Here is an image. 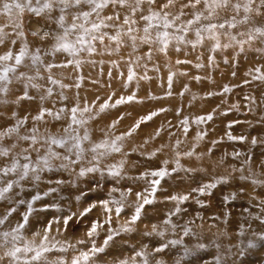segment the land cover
<instances>
[{"label": "rangeland", "instance_id": "rangeland-1", "mask_svg": "<svg viewBox=\"0 0 264 264\" xmlns=\"http://www.w3.org/2000/svg\"><path fill=\"white\" fill-rule=\"evenodd\" d=\"M130 1L136 9L140 7L143 13L148 14L150 9H159L158 6L167 3V0H155L154 3L143 0L137 5V0ZM3 2L5 0H0V28L8 35L0 43V56L9 51L15 56L25 46L27 55L20 66L14 59L0 61V74L6 67L16 69L8 73L7 91L0 92V132L10 127L17 128L11 135H17L21 128L28 129L31 136L36 131H68L72 132L70 138L76 136L79 146L87 147L83 150L85 166L79 175L84 177L82 180L90 179L91 183L83 186L78 181H70V186L80 188L82 196L77 197L78 204L71 209L47 200L41 203L42 207L35 208V211H45L44 227L48 228L59 220L57 226L63 231L75 234L80 228H85L88 235L93 224L98 227L105 219L98 217L99 220L91 224L85 220L86 215L97 211L103 217L107 213V217L113 218L117 213L112 214L116 206H123L127 211L123 216L131 223L137 206L143 205L140 218L129 226L131 235L140 228H146L147 232L154 234L158 231L173 237L170 239L173 240L175 237L184 238L186 233L177 234L192 226H203L209 231L223 229L220 244L226 246L227 243L226 251L220 249V244L217 246V243L201 239L203 230L200 228L196 249L192 250L190 257L195 255L200 263L199 256H202L201 261L205 257L201 251L206 250L222 258L218 260L210 255L207 259L224 264H264V239H261L264 236V79H254L264 76V45H256V41H249L247 36L251 33L254 38L258 37L254 31L257 26L247 21L229 28L227 22L231 21L234 13L231 11L227 18H220L221 13L228 10H221L205 19L208 12H202L206 10L201 2L196 7L199 14L202 13V21L194 31L186 32L184 20L194 12H188L184 7L188 0H175L171 5L178 4L175 12L167 11L171 6L161 8L167 13L170 24L167 28L163 27L164 19L157 24L140 25L142 16L133 10L117 20L111 19L112 28L118 24L125 25L126 35L131 37L136 31L137 39L144 44L140 48L138 41L134 40L128 49L120 50L116 45L120 39L117 30L112 31L113 36L108 40L106 36L109 33L104 30L98 32L91 44L99 45L89 47L80 42L79 38L84 39L85 36L79 30L65 35V27L57 23L60 10L42 13L49 17L48 20L27 8L23 13L13 9L7 15L3 14ZM115 4L109 0L107 6L96 12H92L89 5L81 4L66 10L64 21L77 24L82 20L83 26L89 29L92 23L104 22L101 15ZM82 12H91V15L74 21V16ZM54 15L58 17L56 23L50 19ZM126 19L128 23H125ZM220 23H225V28H217L214 32L204 30L209 24ZM262 25L264 27V22ZM226 33L236 36V40H231ZM240 33L246 35L241 36ZM58 37L64 38L62 43H66L69 50H56ZM13 40L15 44L11 43ZM237 41L246 42L241 45ZM217 43L221 46L216 47ZM72 45L77 48L72 49ZM71 50H81V54L76 57ZM98 51L110 54L87 65V56ZM33 56H39L35 65L32 64ZM20 73L25 75L20 76ZM53 80L56 83H52ZM128 96L135 99L116 104L121 97ZM105 102L109 107L101 111ZM73 108L77 109L75 114L71 111ZM152 113L156 115L127 135L134 125ZM114 122L118 125L115 129ZM85 135L87 139H83ZM116 136L122 137L115 143L119 151L113 150L114 139L111 137ZM4 137L7 141L13 140L9 136ZM17 141L18 138L13 140V144ZM31 141L24 145L28 146ZM182 141H192L188 143L189 150L177 147ZM154 144L169 146L163 147L165 150L160 153L159 167L152 166L157 159ZM100 150H106L112 166L106 159H94L93 152ZM14 159L17 160L16 156ZM136 162L140 173L133 170ZM86 163L95 169L89 170ZM47 164L55 166L51 161ZM27 165L32 164L29 162ZM109 167L116 168L119 175L121 173L125 183L120 189L128 191H120L125 198L116 206L113 199H107L110 188L115 185L119 188ZM3 168L5 166L0 167ZM209 168L219 169L220 173L212 174ZM159 171L166 172V175H152ZM9 173L17 175L16 185L27 186L28 177L20 179L17 172ZM0 176L4 177L3 171ZM50 178L51 183L59 181L54 176ZM153 181L159 183L154 184ZM45 182L38 183L44 191L47 190L43 185ZM50 190L53 192V188L49 187ZM99 190L101 192L97 195L95 192ZM30 192L24 196L28 198ZM172 196L188 198L173 200ZM128 199L130 201L126 202ZM145 199L151 203L144 204ZM94 203L103 205V211L96 210ZM239 231L252 234L254 241L242 239ZM111 232L117 231L113 227ZM118 235L121 236L116 233V240ZM97 239L104 241L99 236ZM250 244L255 246L249 247ZM184 250L183 246L179 249L180 252ZM173 256L177 259L178 251ZM187 260L189 262L187 258L182 264ZM212 261L207 263L214 264Z\"/></svg>", "mask_w": 264, "mask_h": 264}, {"label": "bare ground", "instance_id": "bare-ground-1", "mask_svg": "<svg viewBox=\"0 0 264 264\" xmlns=\"http://www.w3.org/2000/svg\"><path fill=\"white\" fill-rule=\"evenodd\" d=\"M109 1V0H108ZM23 2V0H21ZM97 2H102V0H97ZM234 2H245V0H234ZM44 3V0H40V3L37 4V0H32V7L41 6ZM259 0H257V4ZM178 4L171 6L167 9V11H173ZM159 9H150L149 14L143 13V11L138 7L136 9V5H132L130 0H126L124 5L116 3L115 5L109 8V11H106L101 16L104 18V23L108 25V27H101L99 31H90L84 32L83 29L77 28L82 34H84V39L79 38L82 40L83 43L88 44L87 46L92 47L93 45L99 44H91L93 41V37L100 31H105L109 33L106 38L107 40L111 38L112 31L117 30L119 35V42L116 44L119 46V49H128V45L132 43V41H138L139 47L142 48L144 44L137 39L138 32H134L132 36L126 35L125 25L118 24L115 28H112L111 19L108 17H112L113 20H117L120 17H124L127 13L133 10L136 15H141L142 17H149L153 16L151 21L145 20L143 18L142 21L139 23L140 25L146 24H157L164 19V14L166 11L161 9V6H158ZM188 12H194L190 18L185 19L184 21V28L186 32H191L195 30V27L198 23L202 21L196 20V15L199 14L200 10L198 7L186 8ZM59 6H54L53 12H59ZM160 13L158 17L154 16V13ZM207 13V11H202ZM231 14V10L229 9L226 12H222L220 15L221 19L227 18ZM235 15V13H234ZM245 14L241 9V12L238 16H236L237 20H241ZM250 19L248 20L250 23H253L255 26L261 28L263 27L262 22H264V15H255L254 13L248 14ZM42 18H48L45 15H41ZM98 15V18L101 17ZM57 16L54 15L50 19L56 23ZM50 20V21H51ZM82 20L77 23V25L82 24ZM72 24L67 20L63 22V26L65 28H70ZM86 28V27H84ZM264 28V27H263ZM88 29V28H87ZM91 29V27L89 28ZM71 32V31H69ZM123 38V39H122ZM104 42V38L101 39ZM106 40V41H107ZM256 41V45H264V36H258L252 39ZM123 45V46H120ZM72 49L77 48L76 46L72 45ZM72 53L78 57L81 54V50L79 52H74L71 50ZM94 55L87 56V65L96 63L97 61L107 58L106 55L109 56L110 53L98 51L95 52ZM100 121V120H98ZM114 129L118 127V125L114 124ZM24 130V131H23ZM53 132H34L33 136L30 135L31 132H28V129H20L18 130L17 135H10L9 137L12 138L14 141L18 138L17 144H13V140L7 141L6 137L0 138V149H5L8 152L7 156H0V167H12L13 163L16 164V171L19 175L24 171L23 166L27 163H31V166H28V184L25 188L16 185L17 175L14 173H7L3 176H0V191H2L5 187L9 184L12 187L4 194L2 198H0V257H4L3 260H0V264H72L74 260H79V264H121L122 261H126L127 264H176V263H183L187 258H189V262L192 261L190 264H211L207 263L212 260L207 259L208 256L214 255V257L218 260L222 259L216 253H209L206 250H202L201 254H203L204 259L201 261L202 256H199V262L194 255L192 256V250L196 249V241L198 240V234L201 230H203L200 234L201 239L204 241L217 243V246L222 241L223 237V229L220 230H213L209 231L206 230L203 226H192L189 229H185L184 231H180L177 235L186 233L185 237L182 239L174 238L165 235H161L160 232L150 233L146 231V228H140L136 234L131 235L129 233L132 231H125V229H130L129 226L136 224L130 223L128 220L125 219L123 216L126 213V209L123 206H116L119 203L124 201V196L122 192L127 193L126 189L123 188L121 190V186L125 183L124 177L121 175L116 174L118 173L116 168L109 167L110 173L113 175L114 179L116 180V184H119V188L117 186H113L109 189V197L108 200L114 201V205L116 208L113 210L117 212L113 218L107 217V213L105 217L99 214V212L94 211L90 213L89 216L86 215L85 220L89 223H94V221L105 219L103 223L99 224L97 228H99L93 235L89 236L84 231L85 228H80L75 234L70 233V231H63L59 225V220H55L48 228H45V219L43 213L45 211H35V208L42 207L41 203L44 200L48 202L54 203H61L65 207L70 208L76 206L78 204L77 197H82L80 194V188H74L70 186V181H78V184H82L83 186L87 185L90 179L82 180L84 177L79 174L82 173V168L85 166L84 159L86 158L85 151L87 147L79 146L75 147L77 142L76 136L73 135V138H70L72 132H61L59 130L52 129ZM16 133V132H15ZM41 133L43 136L41 137ZM59 133V134H58ZM29 136L28 139H23L24 137ZM68 136V137H65ZM35 138V142H33L32 138ZM111 137L113 142L117 143L118 140ZM9 138V139H10ZM56 140H63L65 141L66 146H59L56 144H52V139ZM30 144L27 145L28 141L31 140ZM122 140V139H121ZM24 141V142H23ZM26 142V145L24 143ZM23 143V145H22ZM188 143H192V141H182L178 143L177 147L183 148L185 151L190 149V145ZM99 145V142L95 143ZM198 144V143H197ZM73 146V147H70ZM154 153H156L157 159L152 163V166L159 167L157 165L158 161L160 160V153L162 150H165L163 147H169L167 145L161 144H154ZM108 148V147H107ZM169 151V150H166ZM55 153L56 155H52ZM94 159H105L110 161L109 156L106 153V150L94 151L93 152ZM16 156V159L14 157ZM47 156V157H46ZM136 157V154H134ZM51 161L55 166H50L49 164H45L44 161ZM89 159H86L88 162ZM111 162V161H110ZM89 163H86V165ZM111 162V166H112ZM90 169L93 168L90 164L87 165ZM134 172L140 173L141 170L137 168V162L134 163ZM92 167V168H91ZM40 168L37 171H33L31 169ZM212 170V174L220 173L219 169L209 168ZM81 171V172H80ZM215 171V173L213 172ZM2 171H0L1 173ZM244 173V170H243ZM50 176L56 177V183H51ZM80 177V178H79ZM140 179V178H139ZM148 180L149 178L146 177ZM41 181H46L48 183H43L46 185L45 188L47 190L44 191L41 186L38 185ZM77 185V182H76ZM53 188V192H49L48 188ZM102 189V187H98ZM30 192V196L27 198L26 192ZM78 190V192H77ZM108 190V189H106ZM92 192V190H91ZM101 190L96 191L95 193L99 195ZM103 192V191H102ZM43 194V196H41ZM110 198V199H109ZM100 199V198H99ZM121 201V202H119ZM130 199L126 200L129 202ZM97 202V201H95ZM95 209H100L103 211V205L94 203ZM93 209V210H95ZM119 210V211H118ZM121 210V211H120ZM99 217V218H98ZM26 218V219H25ZM109 220L110 222H107ZM61 223V221H60ZM102 225V227L100 226ZM185 225V223H184ZM114 227V230L117 232H111ZM188 226H185V228ZM245 228V227H244ZM250 229V227H249ZM4 233H9V235L5 238ZM113 233V234H112ZM116 233L121 234L117 236V240L114 238ZM111 235L113 239L109 241L107 245L104 244V241L107 237ZM174 235V234H173ZM102 237L104 241H99L97 237ZM239 236L242 239H246L249 242L254 241V236L248 232L239 231ZM15 237L16 239H13ZM96 240V241H94ZM203 241V242H204ZM175 242V243H173ZM201 242V243H203ZM226 246L220 244V249L222 251H226L228 249V245L225 242ZM163 245H168L167 248L163 252H155L154 249L157 247H161ZM183 246L185 249L183 252H180L179 249ZM20 248L21 252L17 253V258H11L5 256L6 252L13 251L15 248ZM25 248L31 249L32 251L25 252L23 251ZM48 249V251H43V249ZM93 248H104L103 252H99L93 254L90 250ZM36 251H41L42 256L39 261L32 260L31 257L35 254ZM178 251L177 259L173 256ZM141 252L143 255L137 256L136 253ZM82 253H88L90 259L88 261H84L82 258ZM176 262H174V261ZM212 261L214 264H224L220 261ZM188 260L185 264L189 263ZM205 262V263H203ZM233 264V263H230ZM238 264V263H236Z\"/></svg>", "mask_w": 264, "mask_h": 264}, {"label": "snow or ice", "instance_id": "snow-or-ice-1", "mask_svg": "<svg viewBox=\"0 0 264 264\" xmlns=\"http://www.w3.org/2000/svg\"><path fill=\"white\" fill-rule=\"evenodd\" d=\"M112 3H119L121 5H124L126 3V0H111ZM143 0H137V5H139L140 3H142ZM149 3H154L155 0H148ZM175 2V0H167V3L162 5V8H167L171 5H173ZM201 2H203L204 4V8L205 10L208 12V16L205 17V19L210 18L211 16H213L214 14H218L219 11L221 10H231L233 13H235V15L232 16L231 21L227 22V26L229 28H235L237 23H246L249 19L250 16L248 14L254 13L255 15H264V0H259V3L257 4V0H245V2L241 3V2H234V0H188V4L184 5V7H192L195 8L197 5L201 4ZM40 3V0H37V4ZM108 0H102V2H97V0H44V3L40 6V7H32V0H23V2H21V0H5V2H3L2 4V9H3V14H7L10 15L13 9H17L20 13H23L25 8H27L30 12L34 13L36 16H40L42 13H44L45 11L51 12L54 8V6H59L60 9V13L61 15L59 16V19L57 21V23H59L61 25V27H63V22H64V15L63 13L70 9V8H74V7H79L81 4H86L89 5L91 7V11L92 12H96L97 9L103 8L105 6H107ZM241 9L243 10V13L245 14L243 16V18L241 20H237L236 16H238L241 12ZM91 15V12H82L80 15L74 16V21L75 20H79L81 19V17H83L84 19H87V17H89ZM160 15V13H154V16L158 17ZM201 14H197L196 15V20H200L201 18ZM145 20H149L151 21L153 19V16H149V17H142ZM108 19H112V17H108ZM125 23H128L127 19L125 20ZM151 26V25H150ZM170 24L167 21V13L164 14V24L163 27L167 28L169 27ZM15 27H19V25H15ZM101 27H108L107 24H105L102 20L99 23H92V27L91 29H87L84 28L83 24L77 25L75 22L72 23V25L70 26V28H65V35L68 34L69 31H73L76 30L77 28L83 29L84 32H90V31H99L101 29ZM217 28H225V23H220V24H209L205 27L204 30L206 31H211L214 32L215 29ZM148 29H145V32H147ZM255 33L259 36H264V29L262 28H255L254 29ZM8 33L3 32V29L0 28V43H3L5 38L7 37ZM17 35H23V33H17ZM35 35V33H34ZM45 35H47V33H45ZM165 36H167V33H164ZM199 35V32H198ZM226 35L230 36V39L235 41L236 40V36L234 35H230L228 33H226ZM241 36L246 35L245 33H240ZM248 36V40H252L254 37L251 33L247 34ZM96 37H93V39H95ZM58 47L56 50H69V46L66 43H62L63 41V37H58ZM102 39V37H101ZM182 39V38H181ZM81 43H83V41H80ZM238 43H240L241 45L243 43H245L246 41H237ZM11 43L15 44V40L11 41ZM221 45L219 43H217L216 47H220ZM225 47H227V45H224ZM90 51L94 50L89 48ZM163 50V49H162ZM27 55L26 52V46L24 48H21L19 51V54L17 55H13V53L11 51L7 52L5 55L0 56V61H8V60H15V64L17 66H20L23 64L24 61V57ZM32 64L35 65L39 62V56H33L32 58ZM179 62V61H178ZM48 67H53L52 65H49ZM16 69L15 68H4L3 74H0V92H6L7 91V84L9 83V76L8 73L9 72H15ZM257 72H259V69H256ZM25 73H20V76H24ZM264 79V76H259V77H254V79ZM28 80H31L32 77H27ZM129 80L132 79V76L129 75L128 77ZM52 83H56V81H52ZM33 87H36V85H32ZM27 87V85L25 86ZM51 90L49 89V92ZM27 95V93H25V96ZM24 97H21V99H23ZM135 98L133 96H128L127 98L121 97L119 100L116 101V104H121V103H126V102H132ZM112 107H115V105H111ZM109 107V105L107 104V102H105V104L101 105L100 110L104 111L105 108ZM72 113L75 114V112L77 111V109L73 108L71 109ZM152 115H156V113H152L151 115L142 118V120L140 122H138L136 125H134L133 129H131L129 131V133H127V135H131L132 131H135L136 128H138L140 126V123L144 122L145 120L151 119ZM40 117H37V119H39ZM57 118H59V114H57ZM208 119H211V117H208ZM73 122H76L75 119L73 118ZM116 122H114L115 124ZM17 128L16 127H10L7 128L5 131L0 132V138L4 137V136H10L12 133L16 132ZM158 134V133H157ZM23 139H28L27 137H24ZM33 142H35V138L33 137ZM83 139H87V135H85L83 137ZM117 140L122 139V137H117ZM52 144H56L59 146H63L65 141L63 140H56V139H52L51 140ZM75 147H79V144H76ZM113 150L114 151H119V147L115 146V142H113ZM8 152L5 149H0V156H7ZM52 155H56L55 153H52ZM188 155H191V153H188ZM45 164H47V160L44 161ZM24 171L21 173L20 175V179H24L27 175H28V165L25 164L23 166ZM91 170V169H89ZM0 171H3V173L5 175H7V173L9 172H15L16 171V164L13 163L12 167H5L3 169H0ZM35 171V170H33ZM117 175L119 173H116ZM153 176H164L166 175V172L164 171H159V172H153L152 173ZM154 184L159 183V181H153ZM12 187L11 184H9L7 187H5L2 191H0V198H2L4 196V194ZM137 197H140V194L137 193ZM173 200H186L188 197L187 196H183V197H176V196H172L170 197ZM106 203V202H105ZM151 203L150 200L145 199L144 200V204H148ZM143 205H139L136 208L135 214L132 216V220L131 223H135L136 220H138L140 218V213L142 210ZM87 211V210H86ZM119 211V210H118ZM26 219V218H25ZM102 227V225H100ZM97 229V225L93 224L91 230L89 231L88 235L91 236L96 232ZM131 229H125V231H130ZM4 237L6 238L9 233H4L3 234ZM162 235V233H161ZM13 239H16L15 237H13ZM113 239V237L111 235H109L107 237V239L104 241V244L107 245L109 243V241H111ZM261 239H264V236L261 237ZM175 243V242H173ZM255 245L250 244L249 247H254ZM168 245H163L161 247H157L154 249L155 252H163L165 250V248H167ZM23 251L28 252V251H32L31 249L25 248ZM43 251H48V249H43ZM93 254L99 253V252H103L104 248H93L90 250ZM21 252L20 248H15L13 251L10 252H6L5 256L7 257H11V258H17V253ZM137 256H141L143 255V253L141 252H137L136 253ZM42 256V252L41 251H36L35 254L31 257L32 260L35 261H39L41 259ZM82 258L84 261H88L90 259L89 254L88 253H82ZM4 257H0V260H3ZM73 264H79V260H74ZM121 264H127L126 261H122ZM145 264H147V261H145Z\"/></svg>", "mask_w": 264, "mask_h": 264}]
</instances>
